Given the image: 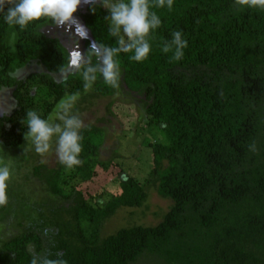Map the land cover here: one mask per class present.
<instances>
[{"label":"trees","instance_id":"trees-1","mask_svg":"<svg viewBox=\"0 0 264 264\" xmlns=\"http://www.w3.org/2000/svg\"><path fill=\"white\" fill-rule=\"evenodd\" d=\"M104 5V0L89 3L79 14L99 51L116 46ZM151 11L162 23L149 37V58L118 57L119 88L123 83L144 95L145 123L140 121L159 137L149 144L148 177L140 181L115 172L118 191L88 197L82 187L94 180L97 169L106 176L116 164L99 160L104 130L85 126L80 166L48 168L40 162L27 175L44 195L31 192L30 185L7 188L8 203L0 207V264H30L41 252L54 259L59 254L67 264H264V5L258 0H174L171 11ZM53 25L42 19L20 30L0 19L4 151L25 144L27 110L47 117L69 95L84 103L87 97L110 98L119 91L99 74L86 89L83 69L62 78L71 58L58 38L43 32ZM175 31L188 41L179 61L162 51ZM83 44L85 64L95 65L98 55L89 54L90 40L84 38ZM16 154L24 163L30 158ZM149 188L171 203L160 223L133 220L105 236L107 220L125 209L147 208ZM12 227L18 233L7 236L5 230Z\"/></svg>","mask_w":264,"mask_h":264},{"label":"clouds","instance_id":"clouds-1","mask_svg":"<svg viewBox=\"0 0 264 264\" xmlns=\"http://www.w3.org/2000/svg\"><path fill=\"white\" fill-rule=\"evenodd\" d=\"M95 4L96 0H85ZM256 3L257 0H249ZM264 5V0H258ZM81 0H0V19L9 26L26 30L29 26L42 19L50 21L58 27H66L70 30L80 28L74 14L77 12ZM174 0H109L107 3L109 34L116 38V46H104L96 52V44H91L90 55H98L95 65L85 64L81 54L77 53L72 64L77 71H82V79L86 89L91 88L99 77L103 82L113 88H119L121 68L118 57L121 53H131L129 59L134 62H143L149 58L152 51L150 35L161 26V19L152 7H167L172 10ZM7 9V10H5ZM94 10V9H93ZM79 18V17H76ZM87 33L84 32L86 38ZM188 47V41L182 31L171 33V40L165 44L162 51L172 52L173 59L179 61L184 57V50ZM0 89V93L5 92ZM77 95L72 94L61 101L54 114L42 116L36 110H27L24 125L26 146L24 150L34 151L40 157H46L54 153L61 165L67 169L80 166L82 152V131L84 122L74 110ZM7 116L8 113L4 112ZM41 163H45L41 159ZM12 177L9 165H0V207L8 203L7 188ZM47 235V231H45ZM30 264H67L57 254V258H51L46 253L33 254Z\"/></svg>","mask_w":264,"mask_h":264},{"label":"rangeland","instance_id":"rangeland-1","mask_svg":"<svg viewBox=\"0 0 264 264\" xmlns=\"http://www.w3.org/2000/svg\"><path fill=\"white\" fill-rule=\"evenodd\" d=\"M99 1L100 0H96V2ZM108 2L109 0H104V7L106 9ZM88 4L89 3L85 2V0H81V4L77 10L84 12ZM75 19L77 20L76 17ZM54 28L55 30H53ZM50 30L46 28L43 32L53 38H58L70 54L71 67L62 77L66 78L68 73H71L76 69V66L72 64V60L77 53L81 54L85 62L87 60L83 44L84 34L80 28L75 29V26L70 30H66V27L53 25L50 27ZM96 51L97 53L100 52L99 50ZM6 100L7 98H0L2 103ZM79 100V97H77L74 104V110L76 108L81 110L78 112L77 110L75 111L82 118L84 127L95 125L104 130L105 140L99 152V160L104 163L112 162L113 164H116V168L111 171L109 169L108 175L106 176L103 170L98 168V174L94 180L82 187L84 193H87L88 197H90L89 195L95 196L99 192H103V196H107L108 193L110 194L118 191V181L117 178L114 177L115 172L120 173L122 171L121 173L123 175L127 174L140 181H143L148 177L152 167V152L149 144L156 143L158 140H156L157 137H152L150 135L151 129H147L140 121L142 120L143 123H145V114L142 109L144 95L141 92H130V90L121 83L119 91L113 97L100 99H90L87 97L84 103H79ZM59 103L56 105L52 114L55 113ZM157 139H159V137ZM25 146L26 140L21 148L15 149L16 151H4L0 147V158H2L0 160V165H9L12 171V177L8 184V188H11L12 186H23L26 189V185H30L27 189L30 188V191L32 190L31 192L35 190L39 195H44L40 184L36 182L31 175H27L32 167L37 166L41 162V159L45 160L44 164L48 168H55L60 162L54 153H50L48 156L42 158L34 151L24 150ZM17 151L29 154L30 158L28 162L25 160L26 163H24L20 156L21 154H16ZM25 156L27 155L25 154ZM17 169H19L18 172ZM25 176L30 178V180L24 182L23 180L26 179ZM33 182L35 183L33 184ZM170 204V201L161 199L154 188H149L148 201L145 205L147 208L138 210L125 209V211L120 212L116 217L107 220L104 225L105 236L113 234L121 228L127 227L126 225L132 223L133 220L134 222L145 226H155L160 223L164 213L168 211ZM129 214L135 215L133 216V219L122 220L128 219ZM10 230L11 231L5 230L7 231V236L18 233L16 227H12Z\"/></svg>","mask_w":264,"mask_h":264},{"label":"water","instance_id":"water-1","mask_svg":"<svg viewBox=\"0 0 264 264\" xmlns=\"http://www.w3.org/2000/svg\"><path fill=\"white\" fill-rule=\"evenodd\" d=\"M77 21H78L79 25L82 26V29H81V30H82V33H83V34H84V32L87 33L86 39H89L90 42H91V44H93L94 42H93L92 36H91L89 30L86 28V26H85V24L83 23V21H82L80 18H77ZM94 44H95V43H94Z\"/></svg>","mask_w":264,"mask_h":264},{"label":"flooded vegetation","instance_id":"flooded-vegetation-1","mask_svg":"<svg viewBox=\"0 0 264 264\" xmlns=\"http://www.w3.org/2000/svg\"><path fill=\"white\" fill-rule=\"evenodd\" d=\"M85 11V10H84ZM83 13V11H78L77 10V12L74 14V18L75 17H79V14H82ZM53 30H55V28L53 29Z\"/></svg>","mask_w":264,"mask_h":264}]
</instances>
